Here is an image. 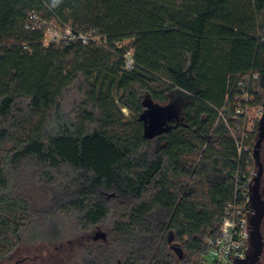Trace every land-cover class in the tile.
<instances>
[{"label":"trees","instance_id":"trees-1","mask_svg":"<svg viewBox=\"0 0 264 264\" xmlns=\"http://www.w3.org/2000/svg\"><path fill=\"white\" fill-rule=\"evenodd\" d=\"M32 12L107 44L46 46ZM247 72L264 108V0H0V262L67 216L109 232L84 264H208L237 176L255 168L260 121L242 156L230 130L244 125L232 77ZM146 98L180 108L151 139Z\"/></svg>","mask_w":264,"mask_h":264},{"label":"built area","instance_id":"built-area-1","mask_svg":"<svg viewBox=\"0 0 264 264\" xmlns=\"http://www.w3.org/2000/svg\"><path fill=\"white\" fill-rule=\"evenodd\" d=\"M30 27L33 30H39L46 27L44 44L46 46L52 43H60L61 41L79 40L84 44L94 43L99 46H106L107 40L93 35L92 33L85 34L81 31L74 32L70 25H65L59 22H44L35 12L30 14ZM64 30L61 33V30ZM125 70H132L135 66L133 50L129 49L124 56ZM232 89L238 92L235 94V100L232 104L234 108L233 120H244V125H237L235 128H230L234 135L238 147L239 155L242 156L244 151L250 150L246 145L249 131L246 128L247 118L251 109L257 108L258 119L261 120L264 114V108L261 105H255L257 94L260 92V76L255 72H247L232 77ZM227 100V104L229 103ZM241 132L238 137L236 132ZM254 151V148H253ZM251 158L254 159L253 152ZM256 168V167H255ZM250 171V175H242L241 179L237 176L236 197L228 204L225 212V218L219 226L217 236L207 239L209 246L208 264H239L247 258L250 250L251 228L250 218L254 214L253 211L247 209L250 202V185L253 182L255 173Z\"/></svg>","mask_w":264,"mask_h":264},{"label":"rangeland","instance_id":"rangeland-1","mask_svg":"<svg viewBox=\"0 0 264 264\" xmlns=\"http://www.w3.org/2000/svg\"><path fill=\"white\" fill-rule=\"evenodd\" d=\"M63 31L62 29L61 33ZM128 43V41L125 42V44ZM257 111L256 107L249 111L246 122V128L249 131H254L260 121ZM124 113L126 116H129V111L124 110ZM261 159L264 164V142L261 149ZM256 171L257 168H254L253 174ZM263 188L262 191L264 194ZM33 195L37 203L36 205L39 207L38 209L50 207V199L52 196H49L45 189H37V191L35 190L33 192ZM156 216L159 215L156 214ZM54 219L60 231L58 237L49 235L48 239H37L34 238L37 230L29 228L24 232V242L19 245L13 256L7 261L0 262V264H84V257L91 246L97 248L100 253L108 250L106 243L109 232L105 229L95 227L91 231L84 232L70 217L60 216ZM262 234L264 237V221L262 224ZM208 262H210V259H208ZM262 264H264V257Z\"/></svg>","mask_w":264,"mask_h":264},{"label":"water","instance_id":"water-1","mask_svg":"<svg viewBox=\"0 0 264 264\" xmlns=\"http://www.w3.org/2000/svg\"><path fill=\"white\" fill-rule=\"evenodd\" d=\"M146 110L142 113L140 120L144 122L145 136L149 139L166 131L169 123L178 118L180 108L177 103L160 105L154 103L150 98L144 101ZM264 142V114L259 122V131L254 145V161L257 171L250 185V202L247 209L254 212L250 218L251 241L247 258L239 264H257L264 250V237L262 224L264 221V194L262 191V179L264 176V164L261 159V149Z\"/></svg>","mask_w":264,"mask_h":264},{"label":"flooded vegetation","instance_id":"flooded-vegetation-1","mask_svg":"<svg viewBox=\"0 0 264 264\" xmlns=\"http://www.w3.org/2000/svg\"><path fill=\"white\" fill-rule=\"evenodd\" d=\"M264 187V181H263V179H262V188ZM264 189V188H263ZM263 257H264V250H263V253H262V255H261V258H260V260H259V262L257 263V264H262V261H263Z\"/></svg>","mask_w":264,"mask_h":264}]
</instances>
